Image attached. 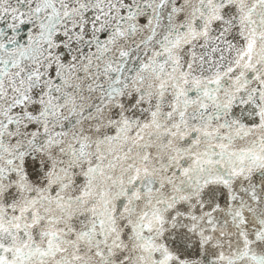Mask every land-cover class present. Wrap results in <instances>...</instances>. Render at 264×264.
Masks as SVG:
<instances>
[{
  "label": "snow or ice",
  "instance_id": "6c2138e0",
  "mask_svg": "<svg viewBox=\"0 0 264 264\" xmlns=\"http://www.w3.org/2000/svg\"><path fill=\"white\" fill-rule=\"evenodd\" d=\"M0 264H264V0H0Z\"/></svg>",
  "mask_w": 264,
  "mask_h": 264
}]
</instances>
